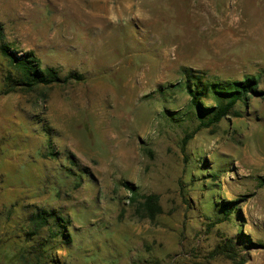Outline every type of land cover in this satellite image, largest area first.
Segmentation results:
<instances>
[{"label":"rangeland","instance_id":"obj_1","mask_svg":"<svg viewBox=\"0 0 264 264\" xmlns=\"http://www.w3.org/2000/svg\"><path fill=\"white\" fill-rule=\"evenodd\" d=\"M0 26L60 77L4 94L0 54V264H233L211 254L226 238L264 264V99L196 130L186 90H264V0H0Z\"/></svg>","mask_w":264,"mask_h":264},{"label":"trees","instance_id":"obj_2","mask_svg":"<svg viewBox=\"0 0 264 264\" xmlns=\"http://www.w3.org/2000/svg\"><path fill=\"white\" fill-rule=\"evenodd\" d=\"M0 54L7 60L12 70H8L3 77L4 90L3 93L14 92L16 90H31L38 85H49L60 81L57 71L53 67L42 68L39 60L34 56L33 52L27 51L20 54L11 50L10 45L4 41L0 26ZM75 77L69 74L63 78V81ZM209 91L216 99L215 105L202 106L198 99L197 90L187 85L186 90L190 96L189 105L199 120L196 130L200 128H208L216 125L222 118L228 116L240 117L241 111L238 109V103L247 104L248 99L252 96L264 99V90L258 88V81L254 76H246L243 80L236 81H218L208 83ZM193 133H186L183 137V145L192 138ZM130 192L129 200L136 203L135 212L140 218L153 220L156 215L162 212L157 194H139L135 189L124 183ZM236 201H225L224 206L229 205V210L235 209ZM52 214L46 210H37L31 213L28 221L35 227V230L45 227L48 224ZM56 222L61 229L60 234H65L66 230L62 223L64 219L60 216L56 218ZM216 223L218 221H215ZM66 235V234H65ZM213 255H223L233 264H244L246 257L240 256L234 242L231 238H226L222 243L217 244L211 252Z\"/></svg>","mask_w":264,"mask_h":264}]
</instances>
